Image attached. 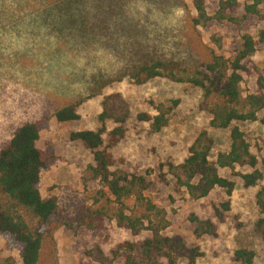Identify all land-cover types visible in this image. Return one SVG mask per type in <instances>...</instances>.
<instances>
[{
    "label": "rangeland",
    "instance_id": "obj_1",
    "mask_svg": "<svg viewBox=\"0 0 264 264\" xmlns=\"http://www.w3.org/2000/svg\"><path fill=\"white\" fill-rule=\"evenodd\" d=\"M54 1L0 0V150L21 125L42 121L37 147L51 149L59 158L41 174V196L57 197L59 217L45 239L39 264H102L99 250L109 259L106 264H121L122 259L112 260V250L151 235L144 231L134 236L117 226L113 220L116 200L91 177L92 151L69 139L71 132L101 128L98 116L103 101L112 95H120L131 115L124 125V138L111 149L115 161L111 170L144 176L150 183L143 195L167 213L170 224L161 235L173 240L179 253L176 264H189V250L196 247L201 257L195 264H245L234 260L239 248L254 252L249 264H264V239L255 228L260 217L255 198L264 186V125L258 121L237 124L258 160L255 169L262 173V181L244 186L241 175L253 172L251 167L219 169V175L234 183L232 194L215 188L206 198L192 200L174 192L168 165L182 163L204 130L215 141L211 152L215 161L219 152L228 150L229 130L210 127L201 89L163 78L136 84L126 74L132 65L149 59L196 66L202 45L234 58L243 36L249 34L256 46L241 90L244 96L258 93L260 78L264 84V4L259 8L263 19L244 17V7L253 1L239 0V8L226 11L237 19L230 23L214 19L222 0H71L72 6L64 11L50 6ZM201 1L211 19L196 26L192 17L197 16ZM78 15L93 20L105 17L107 22L94 27L68 24L67 16ZM173 101L178 104L161 131L153 132L149 123L137 121L140 112L156 115L151 102L170 106ZM71 104L77 106L79 119L58 122L55 113ZM116 126L112 121L105 123L106 142ZM226 202L230 211L220 221L215 209L222 210ZM125 203L129 209L136 205L133 199ZM192 215L215 223L216 235L196 237ZM0 264H22L19 252L1 236Z\"/></svg>",
    "mask_w": 264,
    "mask_h": 264
},
{
    "label": "trees",
    "instance_id": "obj_2",
    "mask_svg": "<svg viewBox=\"0 0 264 264\" xmlns=\"http://www.w3.org/2000/svg\"><path fill=\"white\" fill-rule=\"evenodd\" d=\"M252 1L253 4L244 7V17H261L259 8L264 4V0ZM50 6L64 11L72 6V2L56 0ZM239 6V0H222L214 19L236 23V17L226 11L234 12ZM196 11L197 16L192 17L196 26L211 19L207 16L202 1L196 6ZM67 17L66 21L71 25L83 22L94 27L107 22V18L98 16L94 20L80 15ZM255 46L253 37L246 34L243 36L241 49L234 58H225L202 45L201 57L196 66L180 67L174 62L149 59L137 62L127 69V76L136 84L163 78L201 89L203 108L211 116L210 127L214 130H229L228 150L219 152L215 161L211 160L215 141L204 130L198 134L182 163L168 165L176 194L185 193L192 200H200L206 198L215 188H219L230 196L235 185L231 180L219 175V169H234L236 166L254 169L251 173L241 175L245 187L257 186L262 181V173L255 169L258 160L251 152L245 133L237 125L257 121L264 125L263 80H259L258 93L244 96L241 90L243 75L250 73ZM110 99H114L116 103L110 104ZM151 104L156 115L140 112L137 113L136 119L149 123L153 132H159L167 126L169 116L178 101H173L170 106L154 102ZM76 107L71 104L58 110L55 113L56 120L62 123L78 120ZM130 115V109L120 95H112L103 101V109L98 116L101 128L98 131L71 132L69 139L92 151L95 166L90 168L91 177L98 179L116 200L113 220L117 226L129 230L134 236L144 231L151 233L150 237L140 243L126 241L119 244L111 251L112 260L122 259L121 264H176L179 253L175 250L173 240L161 235L170 224L167 213L143 195L150 183L144 176H126L111 170L115 163L111 149L124 138V125ZM108 121L117 126L109 133V142H106L103 136L105 123ZM43 129L42 121L25 123L0 150V236L10 248L19 252L22 264L40 263L45 239L56 227L54 223L59 217L57 197L44 199L40 193L41 174L59 161L51 149L42 151L37 147ZM160 177L165 181L164 174ZM129 199H133L136 204L132 209L125 203ZM255 202L260 215L255 228L264 239V186L257 192ZM19 210L23 212L20 213ZM229 211L230 204L226 202L222 204V210L215 209L216 217L222 221L224 213ZM190 222L196 237L215 236L217 233L216 224L209 219L202 220L192 215ZM254 256L253 251L245 248L234 252V260L245 264L251 263ZM199 257L201 253L197 247L189 250V264H195ZM97 258L102 264L109 260L100 250Z\"/></svg>",
    "mask_w": 264,
    "mask_h": 264
}]
</instances>
